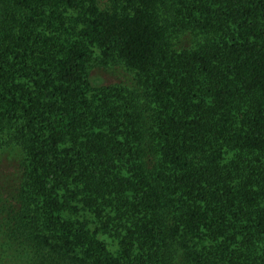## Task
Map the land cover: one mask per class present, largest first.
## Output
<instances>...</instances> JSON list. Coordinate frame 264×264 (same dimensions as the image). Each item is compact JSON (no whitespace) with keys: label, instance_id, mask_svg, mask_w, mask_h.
Returning a JSON list of instances; mask_svg holds the SVG:
<instances>
[{"label":"trees","instance_id":"1","mask_svg":"<svg viewBox=\"0 0 264 264\" xmlns=\"http://www.w3.org/2000/svg\"><path fill=\"white\" fill-rule=\"evenodd\" d=\"M0 264H264V0H0Z\"/></svg>","mask_w":264,"mask_h":264},{"label":"rangeland","instance_id":"2","mask_svg":"<svg viewBox=\"0 0 264 264\" xmlns=\"http://www.w3.org/2000/svg\"><path fill=\"white\" fill-rule=\"evenodd\" d=\"M104 1V0H101ZM188 39V38H187ZM90 67L91 77L103 83L128 82L132 80L133 72L122 63L102 65L98 63L97 56Z\"/></svg>","mask_w":264,"mask_h":264}]
</instances>
